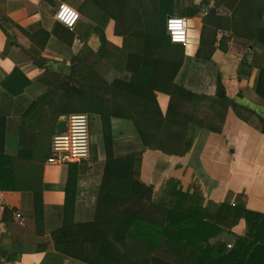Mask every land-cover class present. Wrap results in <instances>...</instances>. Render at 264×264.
I'll use <instances>...</instances> for the list:
<instances>
[{"label":"crops","instance_id":"obj_1","mask_svg":"<svg viewBox=\"0 0 264 264\" xmlns=\"http://www.w3.org/2000/svg\"><path fill=\"white\" fill-rule=\"evenodd\" d=\"M86 1L0 0V119L5 124L3 155L18 157L22 154L19 148L22 117L34 101L42 102L32 110L30 122L26 121L29 130L35 126L36 117L55 111L61 95L79 96L83 92V83L71 74L73 59L100 73L108 83L129 81V72L115 70L114 65L102 57L103 48L106 43L120 48L126 37L143 36L142 28L123 33L132 14L139 12L144 20L160 8L165 18L176 15L189 19L190 23L187 42L182 45L186 51L175 83L195 94L214 96L220 81L226 95L235 103L253 110L254 115L243 121L228 108L222 131L199 130L190 149L181 156L145 147L131 118L114 117L111 129L115 156L142 155L140 180L152 187L154 200L161 195L165 182L174 178L182 191L192 193L193 187L197 188L203 199V208L208 203L227 201L235 204L242 201L247 210L264 214V134L260 122V117L264 116V99L255 91L259 72L264 68V46L233 36L217 27L214 16H205L204 9L215 8L214 0H119L118 10L113 9V0H105L103 12L90 0L85 9L88 14L82 12ZM60 3L69 4L78 11L80 16L73 28L55 20L54 14ZM219 8L220 15H226L224 6ZM13 24L31 35L47 31L49 38L43 48H39V37L31 39ZM3 27H8L13 40L7 37ZM222 37L225 38V52L219 49ZM155 98L164 113L169 96L155 92ZM88 115V168L75 181L74 206L66 221L67 227L92 222L95 218L105 154L100 118L96 114ZM67 117H58L54 132L60 121L65 125ZM67 173L68 165L43 163L41 234L36 231L33 193L14 191L6 187L8 183L4 180L0 182V264H87L56 251L51 238L52 232L64 227L65 223ZM16 213H21L23 221L16 218ZM247 230L243 218L230 228L220 226L219 230L205 236L203 249L217 247V252L224 249L227 254L237 248V239L244 237ZM128 233L135 238L127 239L126 244L132 240L141 246L136 239L141 238L138 228L133 226ZM119 249L134 261L146 258L148 264H175L166 262L158 253L134 254L125 246Z\"/></svg>","mask_w":264,"mask_h":264},{"label":"trees","instance_id":"obj_2","mask_svg":"<svg viewBox=\"0 0 264 264\" xmlns=\"http://www.w3.org/2000/svg\"><path fill=\"white\" fill-rule=\"evenodd\" d=\"M89 1L85 2L82 12L86 13ZM92 3L101 12L105 10V0H91ZM111 5L114 10L120 8L119 0H113ZM214 6H224L230 13L219 15L214 9L206 12L205 16H214L217 27L264 46V0H214ZM162 13L160 8L156 9L144 20L139 12L133 13L123 33L142 28L144 35L126 37L120 48L110 43L103 48L102 57L115 70L129 72V81L108 83L100 73L73 59L71 74L83 83V92L79 96L61 95L55 111L36 117L35 126L29 130L26 121L30 122L29 115L42 102L34 101L22 117L19 135L22 154L18 157L3 155L5 124L0 119V182L4 180L8 183L6 187L14 191L33 193L36 231L41 234L42 169L50 154V139L57 119L74 113L96 114L101 122L105 162L95 218L92 222L66 226L73 211L75 181L88 168L87 161L70 163L65 184L64 227L51 234L56 251L87 264H148L146 258L131 260L121 253L120 246L134 254L158 253L166 262L175 264H264V214L247 210L242 201L233 206L227 201L208 203L203 208L197 188L193 187L192 193L182 191L174 178L165 182L161 195L154 200L152 187L140 180L142 155L115 156L113 152L111 120L114 117L131 118L145 147L181 156L190 149L199 130L222 131L228 108L243 121L254 115L253 110L230 99L220 81L214 96L198 95L175 83L186 50L185 46L169 40ZM186 20L188 38L190 23ZM13 27L31 39L39 37V48L49 38L47 31L31 35L19 25L13 24ZM7 28L2 30L13 40ZM219 49L227 50L224 37ZM255 91L264 99V68L259 72ZM155 92L169 96L164 113L157 104ZM260 122L264 134V116ZM240 218L245 220L248 230L244 237L237 239L236 249L227 254L224 249L217 252V247L203 249L205 236L220 226L230 228ZM133 226L139 230L141 238L136 239L141 246L132 240L126 244L127 239L135 238L128 233Z\"/></svg>","mask_w":264,"mask_h":264},{"label":"built area","instance_id":"obj_3","mask_svg":"<svg viewBox=\"0 0 264 264\" xmlns=\"http://www.w3.org/2000/svg\"><path fill=\"white\" fill-rule=\"evenodd\" d=\"M221 14L220 8H214ZM207 8L203 13L206 14ZM226 15L229 11L225 10ZM78 11L66 3H60L54 17L57 22L68 28H73L78 19ZM165 31L172 43L184 45L187 42V20L185 17L169 15L165 21ZM90 150L89 115L86 113L69 114L63 130H57L51 137L50 154L46 163L53 165H68L81 163L88 159ZM234 205V203H231ZM16 218L23 221L21 213L15 214Z\"/></svg>","mask_w":264,"mask_h":264},{"label":"water","instance_id":"obj_4","mask_svg":"<svg viewBox=\"0 0 264 264\" xmlns=\"http://www.w3.org/2000/svg\"><path fill=\"white\" fill-rule=\"evenodd\" d=\"M63 128H64V123L60 121L58 123V130H63Z\"/></svg>","mask_w":264,"mask_h":264}]
</instances>
